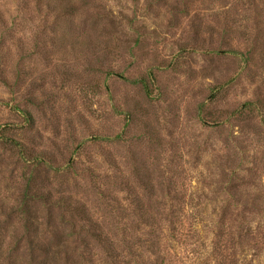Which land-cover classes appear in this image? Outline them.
<instances>
[{
	"label": "rangeland",
	"instance_id": "rangeland-1",
	"mask_svg": "<svg viewBox=\"0 0 264 264\" xmlns=\"http://www.w3.org/2000/svg\"><path fill=\"white\" fill-rule=\"evenodd\" d=\"M0 264H264V0H0Z\"/></svg>",
	"mask_w": 264,
	"mask_h": 264
}]
</instances>
